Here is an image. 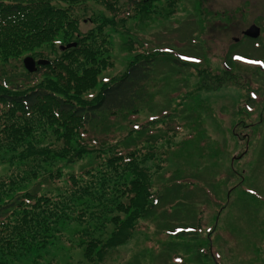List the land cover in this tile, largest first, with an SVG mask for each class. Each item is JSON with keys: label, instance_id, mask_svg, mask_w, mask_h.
<instances>
[{"label": "trees", "instance_id": "16d2710c", "mask_svg": "<svg viewBox=\"0 0 264 264\" xmlns=\"http://www.w3.org/2000/svg\"><path fill=\"white\" fill-rule=\"evenodd\" d=\"M142 1L148 8L144 10L152 12L153 0ZM108 4L118 10L114 1ZM163 5L171 15L179 1ZM114 19L116 12L107 14L82 35L69 6L53 0H0V163L8 167L0 174V264H15V257H33L32 263L39 264L40 257L34 255L67 235L65 229L72 223L78 225L69 235L72 243L99 264L111 249L146 227L143 219L155 220L162 199L181 198L177 188H185L184 183L156 187L152 179L162 172L178 142L167 134L176 135V129L184 127L182 122L171 124L179 116L170 118L169 109L158 107L162 111L156 116L133 117L146 105L153 109L148 104L154 98L152 88L161 86L154 73L157 60L170 64L173 71L176 66L191 67L205 89L242 82L237 63L228 57L227 68L220 69L207 61V51L192 54L184 46L168 45L149 49L142 43L122 73L102 80L113 62L111 50L95 38V30L114 24ZM25 52L45 62L31 71L21 62ZM38 72L42 78H37ZM90 90L96 91L88 95ZM177 109L176 105L172 111ZM121 117L129 124L125 130H120ZM85 157L78 170L63 171V161ZM36 176L42 179L30 184ZM47 178L55 188L42 191ZM196 224L192 236L202 226ZM192 228L178 232L186 235ZM200 245L202 252L195 249L196 254L215 259L210 247ZM177 258L187 259L181 254Z\"/></svg>", "mask_w": 264, "mask_h": 264}, {"label": "rangeland", "instance_id": "374dc122", "mask_svg": "<svg viewBox=\"0 0 264 264\" xmlns=\"http://www.w3.org/2000/svg\"><path fill=\"white\" fill-rule=\"evenodd\" d=\"M110 1L118 10L112 9ZM166 1L153 0L149 12L142 0H53L72 8L82 35L94 29L102 17L116 12L114 24L95 30V38L111 50L113 62L104 69L102 80L122 73L134 49L142 50L143 44L149 49L184 46V51L192 54L207 51V61L220 69L227 68L228 57L237 63L235 70L243 82L205 89L191 67L176 66L173 71L165 61H156L154 73L161 91L153 87L154 98L148 102L153 109L146 105L133 117L144 120L165 108L172 114L170 118L179 116L178 121L170 120L171 124L182 122L184 127L176 129V135L167 134L178 142L173 143L162 172L154 173L152 179L156 187L165 182L184 183L185 188H177L181 198L162 199L155 220L143 219L146 227L111 249L99 264H264V0H177L178 8L171 15L164 8ZM253 24L261 27L259 36L244 33ZM30 55L25 52L21 62ZM42 77L38 72L37 78ZM176 105L177 113L172 111ZM126 121L121 117L119 123L124 127L120 130L126 129ZM86 161L87 157L63 161V171L78 170ZM5 172L7 165L0 163V174ZM40 179L33 177L30 184ZM54 186L53 180L43 179L41 190H53ZM196 223L202 226L192 236ZM77 226L68 224V236L64 234L34 255L40 257L39 264H98L87 259L82 246L72 243L70 236ZM183 228L192 229L179 234L184 233L178 232ZM202 243L205 250L210 247L215 259L211 254L208 258L196 254L195 249L202 252ZM179 254L187 259L179 260ZM31 260L33 257H15V264H34Z\"/></svg>", "mask_w": 264, "mask_h": 264}, {"label": "water", "instance_id": "95a60500", "mask_svg": "<svg viewBox=\"0 0 264 264\" xmlns=\"http://www.w3.org/2000/svg\"><path fill=\"white\" fill-rule=\"evenodd\" d=\"M244 33L246 35H249V36H252V37H256V36H259L261 34V27L257 24H253L251 25L248 29H246L244 31ZM76 43H70L69 45L67 46H70V45H75ZM238 58H241V59H244V60H248L246 58H243L241 56H239ZM24 62H25V65L27 66V68L31 71H34L37 69V63H44L45 60H36L33 56H27L25 59H24Z\"/></svg>", "mask_w": 264, "mask_h": 264}, {"label": "snow or ice", "instance_id": "6c2138e0", "mask_svg": "<svg viewBox=\"0 0 264 264\" xmlns=\"http://www.w3.org/2000/svg\"><path fill=\"white\" fill-rule=\"evenodd\" d=\"M187 59V58H186ZM253 63H260L259 61H253Z\"/></svg>", "mask_w": 264, "mask_h": 264}]
</instances>
